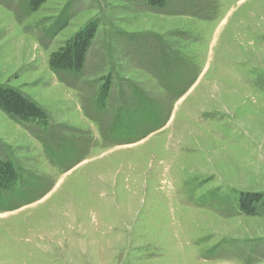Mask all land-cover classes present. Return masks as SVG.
I'll use <instances>...</instances> for the list:
<instances>
[{"label":"rangeland","instance_id":"374dc122","mask_svg":"<svg viewBox=\"0 0 264 264\" xmlns=\"http://www.w3.org/2000/svg\"><path fill=\"white\" fill-rule=\"evenodd\" d=\"M165 2L0 0V85L47 116L0 111V264H264L238 202L264 193V0ZM90 22L82 71L52 70Z\"/></svg>","mask_w":264,"mask_h":264},{"label":"trees","instance_id":"16d2710c","mask_svg":"<svg viewBox=\"0 0 264 264\" xmlns=\"http://www.w3.org/2000/svg\"><path fill=\"white\" fill-rule=\"evenodd\" d=\"M45 0H27L28 11H35ZM152 8L162 9L166 0H146ZM64 25L59 28L62 29ZM95 23H88L76 32L57 51L52 53L49 65L56 72H67L78 75L84 66L86 54L95 35ZM104 86L100 96L101 103L107 98V87ZM0 111L18 123H34L46 126L45 111L32 99L10 86L0 85ZM17 179V170L9 156L0 159V190L9 191ZM241 213L254 216L264 214V193L240 192L238 195Z\"/></svg>","mask_w":264,"mask_h":264}]
</instances>
